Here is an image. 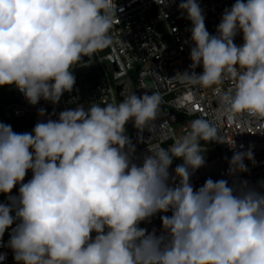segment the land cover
<instances>
[{
	"label": "clouds",
	"instance_id": "obj_1",
	"mask_svg": "<svg viewBox=\"0 0 264 264\" xmlns=\"http://www.w3.org/2000/svg\"><path fill=\"white\" fill-rule=\"evenodd\" d=\"M174 2L154 0L160 19ZM117 7L109 0H0V87L14 86L33 106L42 99L58 105L73 92V69L84 66L83 58L112 46ZM178 9L191 23L183 80L202 88L230 82L216 120L264 121V0H235L216 34L198 0H180ZM121 96L119 104L67 108L30 132L0 121V194H7L0 202V247L11 249L15 264H264V180L239 178L249 171L245 161L255 160L252 146L226 142L216 120L205 116L170 150L147 145L136 163L126 126L144 143L145 131L158 130L162 97ZM38 115L47 116L46 109ZM200 141L230 146L231 183L209 177L193 185L206 165ZM174 159L183 163L170 171ZM158 215L159 232L141 227ZM6 259L0 252V262Z\"/></svg>",
	"mask_w": 264,
	"mask_h": 264
},
{
	"label": "built area",
	"instance_id": "obj_2",
	"mask_svg": "<svg viewBox=\"0 0 264 264\" xmlns=\"http://www.w3.org/2000/svg\"><path fill=\"white\" fill-rule=\"evenodd\" d=\"M179 2L180 0H175L165 9L167 19L162 20L159 18L162 6L154 3V0H109L110 4L118 6V19L114 22L110 33L113 44L97 52L91 59L84 57V66H76L73 69L76 77L73 92H65L58 105L42 99L39 104L33 106L16 89L22 102L13 101L3 108L4 123L31 116L35 125L41 120H46L48 116L57 119L60 111L75 108L78 104L84 105L85 108L93 103L119 104L122 100V91L136 92L137 95L159 92L162 97V117L155 122L158 130L154 129L152 133L145 131L144 143H139L136 139L137 130L131 123L126 126L127 134L136 144L135 156L139 159L134 162L141 163L143 155L147 152V145L158 144L170 150L172 144L190 134V124L193 120L205 116L210 120H216L220 110L218 98L229 89L230 82L225 80L221 84L202 88L183 80L181 73L188 70L191 64V34L188 31L191 23L181 17ZM198 2L204 9L208 31L216 34V26L221 20L224 9L230 8L235 0H198ZM161 15L163 16V13ZM235 43L237 45L243 43L242 35L237 36ZM196 71L202 73V66ZM39 108H45L47 116H39ZM53 111L56 116H52ZM170 113L183 119L174 123ZM165 120L168 123L159 129ZM216 123L218 134L223 136L226 142L235 141L237 146L243 144L245 149L252 146L255 160L245 161L249 171L239 174V178L253 185L257 181L264 180V121H253L252 118L245 116L235 123L223 117L216 120ZM200 145L206 165L192 176L193 185L198 188L209 177L213 180L229 179L228 159L233 155L230 146L217 142ZM181 163H183L181 159H174L170 171ZM31 177L32 172L29 171L25 182ZM229 183H231L230 179ZM12 194L18 195V192L13 190ZM0 202H7V194H0ZM160 215L154 217L151 223L141 225L149 231L155 228L159 232L162 229ZM10 232L11 229L5 232L4 244H7ZM0 252H7V259L0 264H15L11 249L0 247Z\"/></svg>",
	"mask_w": 264,
	"mask_h": 264
},
{
	"label": "trees",
	"instance_id": "obj_3",
	"mask_svg": "<svg viewBox=\"0 0 264 264\" xmlns=\"http://www.w3.org/2000/svg\"><path fill=\"white\" fill-rule=\"evenodd\" d=\"M16 92L14 86H3L0 87V121L4 122L2 119V110L6 105L13 103V97ZM9 124L12 126L13 130L18 133L30 132L34 128V122L31 116H26L23 118L15 119ZM206 142L200 141V144Z\"/></svg>",
	"mask_w": 264,
	"mask_h": 264
},
{
	"label": "water",
	"instance_id": "obj_4",
	"mask_svg": "<svg viewBox=\"0 0 264 264\" xmlns=\"http://www.w3.org/2000/svg\"><path fill=\"white\" fill-rule=\"evenodd\" d=\"M13 101H14V102H22V98H21L20 94L18 93V91L15 92L14 97H13ZM170 117L172 118V121H173L174 123H176V122H178L179 120H182V119H183V117H181V116H177V115H175V114H173V113H170ZM173 118H174V119H173ZM18 189H19V185H17V187L14 188V191H17V192H18Z\"/></svg>",
	"mask_w": 264,
	"mask_h": 264
},
{
	"label": "rangeland",
	"instance_id": "obj_5",
	"mask_svg": "<svg viewBox=\"0 0 264 264\" xmlns=\"http://www.w3.org/2000/svg\"><path fill=\"white\" fill-rule=\"evenodd\" d=\"M6 123V122H5ZM192 123V122H191ZM7 124H9V123H7ZM191 125V124H190ZM141 227H143L142 225H141Z\"/></svg>",
	"mask_w": 264,
	"mask_h": 264
}]
</instances>
